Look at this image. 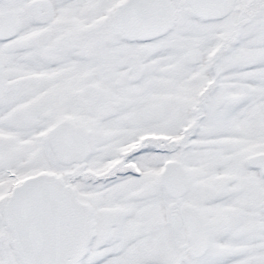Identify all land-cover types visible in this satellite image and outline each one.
Returning a JSON list of instances; mask_svg holds the SVG:
<instances>
[{
    "label": "snow or ice",
    "instance_id": "6c2138e0",
    "mask_svg": "<svg viewBox=\"0 0 264 264\" xmlns=\"http://www.w3.org/2000/svg\"><path fill=\"white\" fill-rule=\"evenodd\" d=\"M0 264H264V0H0Z\"/></svg>",
    "mask_w": 264,
    "mask_h": 264
}]
</instances>
